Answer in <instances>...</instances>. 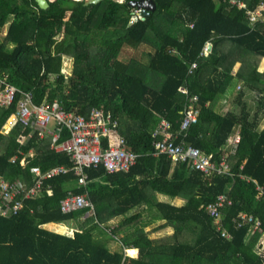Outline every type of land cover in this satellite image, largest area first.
Wrapping results in <instances>:
<instances>
[{
    "label": "trees",
    "instance_id": "1",
    "mask_svg": "<svg viewBox=\"0 0 264 264\" xmlns=\"http://www.w3.org/2000/svg\"><path fill=\"white\" fill-rule=\"evenodd\" d=\"M129 1L49 0V7L41 8L36 0H0V26L12 18L0 43V74L32 92L36 103L58 99L83 114L102 106L126 116L137 124L124 132L127 146L140 154L127 171L108 172L102 163L86 167L85 185L78 184L72 169L45 178L43 186L49 190L45 187L40 196L25 200L17 214H0V264H264L256 249L264 230V128L258 129V119L242 101L246 90L237 94L239 111L214 107L236 77L264 99V70L234 68L227 62L232 50L222 51L231 42L264 56V23L251 28L245 10L229 0H155L156 9L130 21ZM258 1L245 0L249 7ZM210 39V54L201 55ZM142 43L152 48L147 62L118 58L124 44ZM64 54L74 57L69 74L62 71ZM193 61L198 66L189 71ZM20 94L10 106H0V177L32 184L33 166L46 170L73 163L66 151L51 146V138L29 134L30 128L19 122ZM194 94L198 120L183 139L218 162L235 124L240 125L237 150L226 154L232 176H207L188 161L173 164L167 154L153 153V130L160 119L179 129ZM101 174H106L105 181H95ZM116 179L122 184L119 189L113 185ZM69 190L86 192L95 213L85 217L87 209L62 211L60 201ZM228 190L232 203L224 208L222 223L229 233L224 236L204 205ZM156 192L182 197L185 203L160 201ZM140 204L147 205L152 218L166 219L174 232L149 237L143 228L149 221L139 223L140 213L125 215L114 228L105 225L107 217ZM239 212L259 220L260 229L251 234L249 223L236 226L232 220ZM80 217L70 233L46 227ZM116 237L121 248L112 250L108 241ZM128 247H137L138 255H126Z\"/></svg>",
    "mask_w": 264,
    "mask_h": 264
},
{
    "label": "built area",
    "instance_id": "2",
    "mask_svg": "<svg viewBox=\"0 0 264 264\" xmlns=\"http://www.w3.org/2000/svg\"><path fill=\"white\" fill-rule=\"evenodd\" d=\"M238 8H243L249 25L255 27L257 23H264V0H259L254 7H249L245 0H229ZM142 8L133 7L130 21L144 18ZM191 25H193L191 23ZM213 42L208 40L200 50V54L208 56L212 50ZM197 61H193L189 71H193ZM68 77L66 76V81ZM240 88V85L238 86ZM180 90L188 92L185 86ZM18 99L16 116L22 124L30 128V134L36 133L40 138H51V146L57 150L66 151L72 160V166L64 164L55 165L46 170L39 166L31 168L34 182L28 184L21 178L14 180L0 177V214H17L25 207V200L40 196L46 186L43 180L72 169L78 177V184L85 185L88 176L86 167L104 164L108 172L127 171L136 164L139 153L128 148L127 139L120 131V120L111 109L102 106H93L88 114H83L75 109L65 108L58 99L36 103L30 91H23L0 74V106H10ZM198 95L194 94L184 110L179 129H173L171 121L161 118L153 131L154 154H167L173 163L188 161L192 168L201 170L207 176L233 175L229 163L226 160L228 152L234 153L241 141L240 125L229 135L223 146L225 153L217 162L200 147L186 143L183 137L187 134L189 126L198 120L199 109L195 106ZM55 124L50 127V122ZM67 136L62 138V134ZM243 176V175H242ZM230 188V185L228 186ZM262 190L261 185H257ZM49 185L46 190H49ZM232 203L228 191L220 192L215 200L204 205L205 210L213 217L217 229H221L222 235L229 236L223 227L224 208ZM61 210L64 212L77 209H87V213L94 212V204L86 192L76 193L71 190L60 201ZM32 211V209H31ZM236 226L250 224V233L260 229V221L254 216L239 212L233 220ZM257 252L264 255V230H262L258 242Z\"/></svg>",
    "mask_w": 264,
    "mask_h": 264
},
{
    "label": "crops",
    "instance_id": "3",
    "mask_svg": "<svg viewBox=\"0 0 264 264\" xmlns=\"http://www.w3.org/2000/svg\"><path fill=\"white\" fill-rule=\"evenodd\" d=\"M261 23L262 22L257 23L255 25V27H257ZM248 24H249V22H248ZM251 28H253V27H251ZM147 46L149 47V49L147 50V53L149 54V52L151 51L152 48L150 47V45H147ZM230 50H232V51L229 52L228 55H227V62L229 63V65L232 64L234 68L243 67V66H247L249 68L250 67L252 68V67L255 66L259 71H263L264 70V56L263 55H260V54H258L256 52H253V51H250V50L248 51L246 49H243L242 46L235 47V45H233L231 42H227L226 45L224 46V48L222 49V51L228 52ZM148 54H147V56H148ZM142 55L144 56V54H142ZM118 58H119V56H118ZM148 59H149V56H148ZM148 59L146 61H143L142 59L141 60L143 62H147ZM73 60H74L73 56H71L69 54H64L63 55L62 71L64 73L69 74V72L73 69V66H74ZM197 66H198V62H197ZM218 68L222 70V66H219ZM205 71H206V69H205ZM208 72L209 71H207L206 74H208ZM211 74L213 75L214 71H212ZM234 79L230 83V85L234 86V88L233 89H228L227 88L226 92L222 96L217 98L215 100V102H214V107L219 112H222L221 111L222 110L221 107H223V106L226 107V105H229L230 102L232 101L233 97L236 94L239 93L240 90H238V86L239 85L242 86V83L245 86V82L241 78L236 77ZM233 81H235V82H233ZM245 95H248V93L245 94ZM249 98L252 99L250 95H249ZM256 99H257V104L260 106V108H258L259 111H255L253 113V116H256V118L258 119V129H262V128H264V102H263L264 99L259 98L258 96H257ZM242 101L247 105L248 109H249V107L250 108L254 107V103L249 104L247 99L243 98ZM210 104H211V102H210ZM249 111L251 112L250 109H249ZM250 115H251V113H250ZM117 116H118V118L120 120V131L126 137L124 132L126 133L131 126H135L136 127L137 124L135 122L127 119L126 116H123V115H120V114H117ZM237 127H238V124H235L234 129L237 128ZM173 164H176V163H173ZM105 175L106 174H101L98 177H96L94 180L95 181H99V182H103V181H105L104 180L105 179ZM113 185L115 187H117V189H119L118 185H122V184L120 183V181H118V179H116V181L113 183ZM156 198L158 200H160V201H165V202H169V203L177 204V205H182V204L185 203V199L184 198L179 197V196H170V195L165 194L163 192H156ZM94 213H95V207H94V212L93 213H91V212L87 213L86 212V214L84 216L88 217L89 214L93 215ZM134 213H137V214L140 213L141 214V218L139 220V223H141L142 221H149L148 224L145 225L143 228L145 230L150 231L149 237H151V238H160V237H164V236H169V235H171L174 232V227H172V226H170V225L165 223L166 219H164V218H162V219L152 218V212H150V209L147 207L146 204H140V205L130 209L129 211H127L126 214H119V215H116V216L107 217V219L105 220L104 223H105V225L109 226L108 229L114 228V227H116L117 225H119L122 222V220L126 217L125 215H130V214H134ZM70 221H72V220H70ZM80 221H81V217H80L79 221L75 220V224L77 222V225H78ZM66 224L67 223L65 221L49 222L48 224H46V227H48L50 229L57 230V231L70 233L73 229L69 230L68 229L69 227ZM59 226L62 228V230H59ZM71 228H74V227H71ZM123 229H125V228H122V230ZM125 231L126 230L122 231L121 234L124 233ZM108 246L112 250L120 249L121 248V242L119 241V238L116 237L115 239H111V240L108 241ZM130 249H135L134 254H130L129 253ZM124 250H125V254L126 255H130L132 257H136L138 255V248L137 247H128V248H125Z\"/></svg>",
    "mask_w": 264,
    "mask_h": 264
},
{
    "label": "rangeland",
    "instance_id": "4",
    "mask_svg": "<svg viewBox=\"0 0 264 264\" xmlns=\"http://www.w3.org/2000/svg\"><path fill=\"white\" fill-rule=\"evenodd\" d=\"M12 21V18L11 20H8L5 25L3 26H0V43L4 41V36L5 34L7 33L8 31V27H9V24L11 23ZM9 46H12L11 44ZM149 49V47L142 43V44H139L135 47H132L128 44H124V46L122 47L121 49V52H120V55H119V58L121 59H125V60H128L130 56H134V57H137L139 59H142L143 61H146L148 59V56H147V50ZM144 54V56L142 55ZM145 58V59H144ZM235 80V79H234ZM235 82V81H233ZM234 86L230 85L228 87V89H233ZM238 90H246V94L248 93V95H245V99H247L248 103L251 104V103H254V107H249V109L251 110V116H253V113L255 111H259L258 108H260V106L257 104V94L255 93V91L251 90V89H247L244 84L242 83V86L240 85V89L238 88ZM249 95L251 96L252 99L249 98ZM257 95V96H256ZM259 97V96H258ZM222 108V112L226 111V110H230V109H233L235 111H239L240 110V104H239V100L237 99V94L233 97L232 101L230 102L229 105H226V107H221ZM55 124V121L52 120L49 124L50 127H53ZM68 225V229L69 230H72L74 228H77L78 225H77V222L75 224V220H72V221H65ZM71 227H74V228H71ZM59 230H62V228L59 226ZM150 232V231H149Z\"/></svg>",
    "mask_w": 264,
    "mask_h": 264
},
{
    "label": "water",
    "instance_id": "5",
    "mask_svg": "<svg viewBox=\"0 0 264 264\" xmlns=\"http://www.w3.org/2000/svg\"><path fill=\"white\" fill-rule=\"evenodd\" d=\"M100 0H85V4L89 3H96ZM37 4L41 8H47L49 7L50 3L49 0H36ZM130 5L133 7H140L142 8V12L144 15H147L150 13V11L156 9L157 3L155 0H130Z\"/></svg>",
    "mask_w": 264,
    "mask_h": 264
}]
</instances>
